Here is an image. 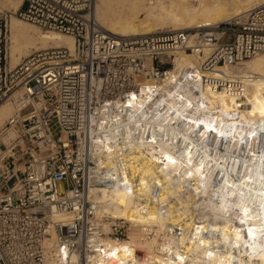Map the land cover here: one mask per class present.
Returning a JSON list of instances; mask_svg holds the SVG:
<instances>
[{
    "label": "built area",
    "instance_id": "2783aa9c",
    "mask_svg": "<svg viewBox=\"0 0 264 264\" xmlns=\"http://www.w3.org/2000/svg\"><path fill=\"white\" fill-rule=\"evenodd\" d=\"M13 15L72 35L74 48L35 50L12 66ZM118 37L102 30L96 0L0 6V102L22 93L20 110L0 126V264H144L142 249L129 246L120 260L111 250L112 241L129 242L135 231L171 255L206 219L207 206L183 170L147 173L148 165L168 152L203 163L219 183L261 153L257 144L235 147L200 128L194 110L173 105L163 87L172 76L174 85L194 90L206 84L244 91L253 76L233 80L218 69L264 52V5L181 31L165 46L150 36ZM185 50L198 66L175 67L172 55ZM114 188L134 203L126 214L113 211Z\"/></svg>",
    "mask_w": 264,
    "mask_h": 264
},
{
    "label": "bare ground",
    "instance_id": "6f19581e",
    "mask_svg": "<svg viewBox=\"0 0 264 264\" xmlns=\"http://www.w3.org/2000/svg\"><path fill=\"white\" fill-rule=\"evenodd\" d=\"M22 2L0 0V6L15 11ZM263 5L264 0H96V15L102 30L119 36V39L150 36L156 45L165 46L172 35L188 31V28L243 17L246 12ZM165 27L169 28L166 30ZM39 28L12 16V66L41 46L52 44L74 48L72 35ZM141 41H144L143 37L138 42ZM177 54V69L198 66L199 61L190 51ZM218 74L233 80L253 78L240 92L235 86L214 88L206 84L194 90L182 81L176 86L172 76L163 88L173 95V105L184 110L193 109V122L215 138L230 140L235 147L246 140V145L262 147L261 153L249 154L240 175L226 177L219 183L211 176L212 172L205 171L201 162L191 164L168 152L162 163L150 162L147 173H153L154 167L166 175L183 170L184 177L194 181L197 201L207 206V214L203 216L206 219L191 227L190 235L181 238L171 255L160 254L139 231L130 235L129 242L112 241L111 250L116 260L122 259L127 247L133 246L148 254L149 260L144 264H264V52L244 60L241 65L218 69ZM21 95L20 91L13 95L17 101L16 110L12 98L0 104V125L20 110ZM213 110H217L216 115L211 114ZM112 190L116 203L114 213L126 214L129 207H134L125 192ZM153 218L157 219L156 216Z\"/></svg>",
    "mask_w": 264,
    "mask_h": 264
},
{
    "label": "rangeland",
    "instance_id": "374dc122",
    "mask_svg": "<svg viewBox=\"0 0 264 264\" xmlns=\"http://www.w3.org/2000/svg\"><path fill=\"white\" fill-rule=\"evenodd\" d=\"M238 18H241V16H239ZM225 21V20H224ZM222 22V21H221ZM38 27V26H37ZM197 26H193V27H191V28H196ZM169 27H165V29L167 30ZM191 28H188V30L189 29H191ZM39 29H41L42 31H52V30H46V29H43V28H39ZM164 29V30H165ZM56 32V31H55ZM59 32V31H58ZM53 46H56V45H52V44H48V45H46V46H41L40 48H38V50L39 49H43V48H49V47H53ZM37 50V49H36ZM33 51H35V49H33L30 53H32ZM186 51H190V50H186ZM183 52V51H182ZM181 53V52H180ZM10 55H11V53H10ZM175 55V56H174ZM24 57H26V56H24ZM24 57H22V59L24 58ZM174 57V63H175V65H176V62H177V60H178V58H179V54H177V53H174L173 55H172V58ZM21 59V60H22ZM246 61V60H245ZM236 66H238V65H236ZM235 67V66H234ZM13 103H14V107H15V110H16V105H17V101L16 100H14L13 98L12 99H10ZM6 100H3V101H1L0 102V104L1 103H3V102H5ZM2 125V124H1ZM0 125V126H1ZM58 189H59V191L61 192V193H63L64 192V190H65V185H64V182H62V181H59V183H58Z\"/></svg>",
    "mask_w": 264,
    "mask_h": 264
}]
</instances>
